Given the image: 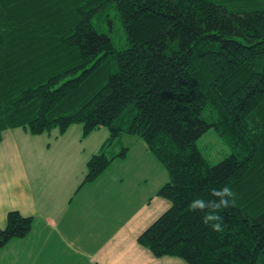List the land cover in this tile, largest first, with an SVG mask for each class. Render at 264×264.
<instances>
[{
    "label": "trees",
    "instance_id": "trees-1",
    "mask_svg": "<svg viewBox=\"0 0 264 264\" xmlns=\"http://www.w3.org/2000/svg\"><path fill=\"white\" fill-rule=\"evenodd\" d=\"M111 4L122 49L92 23ZM77 123L109 133L79 188L125 157L104 151L124 134L165 169L170 207L137 237L155 258L264 264V0H0V141ZM210 128L233 150L215 165L196 145ZM225 185L235 204L214 232L188 205ZM31 228L9 211L0 249Z\"/></svg>",
    "mask_w": 264,
    "mask_h": 264
},
{
    "label": "crops",
    "instance_id": "crops-1",
    "mask_svg": "<svg viewBox=\"0 0 264 264\" xmlns=\"http://www.w3.org/2000/svg\"><path fill=\"white\" fill-rule=\"evenodd\" d=\"M14 130H5L0 141V228L13 210L31 217L33 224L27 236L12 239L0 249V264H51L54 260L73 264L76 259L81 264H186L176 257L155 258L137 243L141 232L170 207L169 202L153 193L148 203L127 215L122 208L125 200L119 197L125 192L118 180L79 188L82 180L73 176L68 156L60 157L53 170H45L39 165L46 162L29 155L36 150L23 148L26 135Z\"/></svg>",
    "mask_w": 264,
    "mask_h": 264
},
{
    "label": "rangeland",
    "instance_id": "rangeland-1",
    "mask_svg": "<svg viewBox=\"0 0 264 264\" xmlns=\"http://www.w3.org/2000/svg\"><path fill=\"white\" fill-rule=\"evenodd\" d=\"M92 23L98 33L106 34L110 37L115 49L123 48L125 45L124 33L113 4L104 13L96 15ZM17 132L26 135L25 139L22 140L23 148L27 145L28 148L36 150L35 152L30 151L29 155L35 160L39 159L38 161H42V163L46 162V165H39L44 167L45 170H53V166L57 161L63 159L60 157L68 156L67 159L73 161V176L77 177L79 182L86 174V161L93 154H97L103 149L109 137L108 130L104 127L94 129L89 135L83 136V126L80 123L72 124L64 133L59 132L57 128L36 136L26 133L22 128H15L13 133ZM196 145L210 165L217 164L220 160L233 153L232 148L218 136L213 128L201 135L197 139ZM123 146H129L125 157L114 159L93 181V184L96 187L101 180L116 181L115 183L118 180L120 190L122 189L125 192V195L119 194L121 200H125L122 208L129 215L130 211H136L141 204L149 202L150 196L153 193H157L156 191L166 183L167 174L163 166L136 136L121 135L118 140L116 139L112 144L107 145L104 151L107 155H111L119 152ZM40 151L45 152L41 153ZM82 175L83 177L79 178ZM156 197L155 195L152 199L154 200ZM100 208L101 211H104L102 207ZM115 219H119V217L115 216ZM81 222L85 223V219L81 220ZM96 223L102 224L103 221L97 220ZM2 254V257L6 256L4 253ZM53 256V253L49 254V257L53 258ZM7 263L13 264L14 262ZM7 263L3 262L2 264ZM51 264H60V262L54 260ZM65 264L70 263L66 262ZM73 264H81V262L76 259L73 260Z\"/></svg>",
    "mask_w": 264,
    "mask_h": 264
},
{
    "label": "clouds",
    "instance_id": "clouds-1",
    "mask_svg": "<svg viewBox=\"0 0 264 264\" xmlns=\"http://www.w3.org/2000/svg\"><path fill=\"white\" fill-rule=\"evenodd\" d=\"M209 197V199L203 197L193 199L188 205V210L199 212L205 225L210 226L214 232H221L224 230L221 210L234 206L235 193L225 185L220 188H211Z\"/></svg>",
    "mask_w": 264,
    "mask_h": 264
}]
</instances>
